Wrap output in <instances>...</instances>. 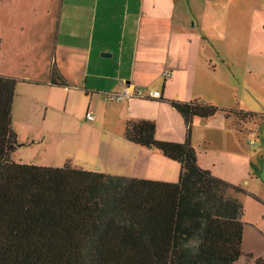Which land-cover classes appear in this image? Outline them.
<instances>
[{
  "label": "crops",
  "instance_id": "0c3cea01",
  "mask_svg": "<svg viewBox=\"0 0 264 264\" xmlns=\"http://www.w3.org/2000/svg\"><path fill=\"white\" fill-rule=\"evenodd\" d=\"M231 1L233 6L234 0ZM231 1L2 0L7 13L2 20L5 34L0 33V51L10 47L20 52L18 44L15 46L18 37L32 34L33 41L23 42L29 50L23 61L37 67L38 77L24 78L30 90L46 91L53 98H61L59 91H65L61 104L56 105L57 100L52 103L51 109H57L59 112L54 113L59 116L66 109L72 110V103L68 102L81 103L82 118L86 119V113L94 118L89 137L81 139L86 148L90 141L101 138L106 152L121 149L128 153L122 155L120 170L94 171L176 183L180 165L155 149L126 141L125 125L152 121L157 140L182 143L186 135L184 120L167 101L216 103L211 97L212 58L220 64L232 65V53L240 52L247 69L264 68V0H236L240 13L235 17L225 7ZM234 20L243 31L238 46L233 44L235 34H229ZM53 65L63 77L65 87L48 85ZM123 88L141 90L142 94L121 102L104 100L105 93ZM39 103L45 110L49 108L47 102ZM226 104L216 103V107L232 109ZM232 118L219 112L208 119H194L191 145L200 123L204 131L212 129V124L220 130ZM57 132L60 134L61 130ZM36 133L39 131L27 136L21 144H44L54 134L42 132L37 139ZM203 140L209 141L206 135ZM196 158L199 167L216 177L213 164L206 162L202 154ZM65 160L71 164V159ZM244 245L245 235L243 251L252 253Z\"/></svg>",
  "mask_w": 264,
  "mask_h": 264
},
{
  "label": "trees",
  "instance_id": "16d2710c",
  "mask_svg": "<svg viewBox=\"0 0 264 264\" xmlns=\"http://www.w3.org/2000/svg\"><path fill=\"white\" fill-rule=\"evenodd\" d=\"M18 83L0 75V264H237L242 257L264 264V256L243 251L242 208L231 194L239 188L199 167L191 145L196 118L223 112L245 121L257 114L201 100L167 101L184 120L182 143L157 140L147 120L128 122L124 137L177 162V182L127 178L69 163L13 161ZM48 85H66L54 65Z\"/></svg>",
  "mask_w": 264,
  "mask_h": 264
},
{
  "label": "rangeland",
  "instance_id": "374dc122",
  "mask_svg": "<svg viewBox=\"0 0 264 264\" xmlns=\"http://www.w3.org/2000/svg\"><path fill=\"white\" fill-rule=\"evenodd\" d=\"M232 2L225 7L235 17L240 13V8L237 5L238 1L234 0L233 6ZM1 4L2 0L0 33L4 35L2 20L7 11ZM229 34H235L233 44L238 46L243 31L236 20L232 22V31ZM18 38L15 46L18 44L20 52L12 51L10 47L0 51V75L23 81L17 85L12 106V129L16 135V150L11 156L12 160L44 167H62L67 163L65 159H71L69 161L72 167L89 172H96L95 169L117 170L122 155H127V152L121 149H113V153L106 152L107 148L104 147L101 138L98 141H90L87 148L85 142H81L83 136L89 137L93 122L82 118L79 101L68 102L72 103V110L66 109V112L61 113L63 116H59L54 113L57 109H54L55 111L51 109L52 103L57 100L56 105L61 104L65 91H59L62 94L61 98H53L47 95L46 91L36 93L34 89L30 90L24 78L38 77L37 67L32 64L29 66L23 61V57L29 53L23 42L26 39L33 41L35 38L32 34ZM231 57L232 65L220 64L217 59L212 58L211 97L217 100L216 103H227L226 105L232 109L235 107L244 112L257 114V119L239 121L233 117L226 122V128H219L220 130L212 124L213 130L204 131V125L200 123L199 128L195 130L196 139L192 147L196 155L202 154L206 162L214 165L216 177L239 188V191L231 194L242 208L241 220L245 224L244 247L251 250L255 257L264 256V122L259 119L264 115V68L257 66L247 69L241 60L240 52H233ZM39 101L47 102L49 108L45 110ZM203 102H211L210 104L216 106L212 100ZM59 130L62 134L57 132ZM38 131L39 133L34 134L37 139L42 132L49 136L51 133L54 134L47 137L44 144L31 146L21 144L27 136ZM205 135L206 139H209L206 143L203 140ZM125 167L128 168L129 165L126 164ZM237 264L249 263L242 257Z\"/></svg>",
  "mask_w": 264,
  "mask_h": 264
},
{
  "label": "built area",
  "instance_id": "2783aa9c",
  "mask_svg": "<svg viewBox=\"0 0 264 264\" xmlns=\"http://www.w3.org/2000/svg\"><path fill=\"white\" fill-rule=\"evenodd\" d=\"M142 94L141 90H132L129 88H123L119 92L105 93L104 100L107 102H121L128 100L134 96H140ZM85 118L89 122H93L94 118L90 113H86Z\"/></svg>",
  "mask_w": 264,
  "mask_h": 264
}]
</instances>
